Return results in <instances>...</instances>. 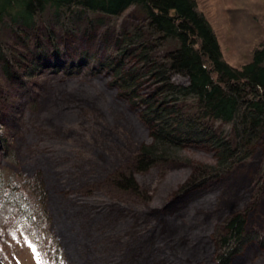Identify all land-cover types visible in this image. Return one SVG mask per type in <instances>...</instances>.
<instances>
[{
  "label": "rangeland",
  "instance_id": "obj_1",
  "mask_svg": "<svg viewBox=\"0 0 264 264\" xmlns=\"http://www.w3.org/2000/svg\"><path fill=\"white\" fill-rule=\"evenodd\" d=\"M200 4L225 59L245 60L238 42L225 48L230 34H242L250 23L245 5L237 0ZM161 36L149 28L140 5L121 17L46 6L29 28L9 17L0 20V168L41 174L54 216L51 229L65 252L63 264H216L213 236L226 231L231 216H245V231H264V132L249 121L240 143L231 126L211 118L201 122L231 149L240 144V154L224 173L185 196L177 194L195 167L216 162L218 150L209 141L187 142L177 159L136 169L142 147L154 139L143 100L152 98L158 85L141 64L149 59L164 65L168 79L167 56L178 45ZM84 48L91 59L66 72L68 60ZM54 50L70 58L50 67ZM105 57L124 60L125 71L135 69V97L116 82L111 69L91 73V64ZM168 81L188 89L193 98L178 97L173 103L179 113L194 116L200 81L176 75ZM9 151L15 163L6 160ZM121 174L135 180V190L116 185ZM170 225L177 229L168 231ZM2 238L0 264H44L16 231ZM230 264H264V249L249 240Z\"/></svg>",
  "mask_w": 264,
  "mask_h": 264
},
{
  "label": "trees",
  "instance_id": "obj_2",
  "mask_svg": "<svg viewBox=\"0 0 264 264\" xmlns=\"http://www.w3.org/2000/svg\"><path fill=\"white\" fill-rule=\"evenodd\" d=\"M237 1L245 5V18L250 23L242 34H230V41L225 48L238 42L241 45V56L245 59L233 62L225 59L219 36L201 7L202 0H0V20L9 17L12 22L29 28L46 6L55 9L80 7L121 17L131 6L140 5L146 13L151 30L159 32L162 38L176 39L178 45L168 53L169 62L165 70L170 76H192L200 81L201 86L193 95L199 101V106L194 116L179 113L173 102L178 97L193 98L188 89L180 84L170 83V76L165 78L162 68L164 65L158 67L145 59L141 68L144 67L154 79L153 82L158 83L153 97L142 99L146 106L144 112L147 118H144L152 123L154 139L152 144L142 147L137 157L136 169L145 171L151 165L177 159L181 154L180 146L187 142L209 141L218 150L216 162L205 167H195L190 180L177 194L185 196L206 180L224 173L240 154V144L231 149L221 136L201 127L202 121L211 118L231 126L239 143L249 132L246 127L248 121L249 125L261 127L264 132V0ZM229 11L230 9L227 12ZM234 11L236 10L233 9L232 12ZM1 48L0 46V55L3 54ZM56 50L53 61L50 62L53 64H44V67H52L54 63L63 64L62 59L65 60L67 56ZM80 50L76 59L66 58V72L73 69L76 62L80 66L91 59L92 53L88 49ZM126 51L127 49H123L120 55ZM37 55V59L40 55L42 57L41 52ZM97 62L91 64V73H100L102 67L111 69L119 80L115 81L128 90L131 97H135L138 88L135 69L125 71L128 68H125V62L121 58L116 62L106 60L105 57L103 61ZM136 65L135 63L134 66ZM254 133L255 129L251 135ZM4 155L8 162L15 163L13 151ZM19 171L15 172L8 167L0 168V237L5 234L2 238L4 240L12 231H16L29 242L37 260L44 264H63L65 252L61 238L51 229L54 216L48 207L49 195L45 182L38 172L27 175ZM115 182L122 189H136V182L131 176L121 174L115 178ZM246 223L245 216L237 214L225 222L224 233L215 231L213 239L216 243V264H230L234 255L249 240H256L264 249V231H245ZM175 229L177 228L173 225L167 228L168 231ZM58 232L61 233L60 230Z\"/></svg>",
  "mask_w": 264,
  "mask_h": 264
}]
</instances>
